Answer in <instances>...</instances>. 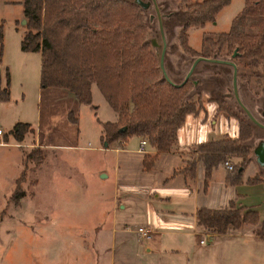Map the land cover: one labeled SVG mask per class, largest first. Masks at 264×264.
Returning a JSON list of instances; mask_svg holds the SVG:
<instances>
[{
    "label": "rangeland",
    "instance_id": "1",
    "mask_svg": "<svg viewBox=\"0 0 264 264\" xmlns=\"http://www.w3.org/2000/svg\"><path fill=\"white\" fill-rule=\"evenodd\" d=\"M137 1L150 23L146 36L157 41L160 57L157 9L160 14L184 12L186 4L199 0ZM244 1L230 0L214 21L190 26L191 47L200 51L204 33L227 31ZM22 16L20 0H0L1 86L9 75V97L0 99V126L8 135L0 136V264H249L246 255L232 256L219 238L214 240L196 227V208H225L230 200L225 163L212 168L206 185L204 164L198 161L193 182L185 184L181 174L164 181L176 165L172 160L143 171V153L136 151L140 139L135 135L126 149L121 141L105 146L101 121L114 120V110L95 84L90 103H75L59 87L41 90L40 53L20 47ZM166 25V49L171 47L167 58L178 80L194 57L178 45L179 19L174 16ZM257 67H264V57ZM232 76L227 63L197 62L188 77L186 98L197 101L200 109L185 117L187 143L238 135L239 118L247 120L248 115L234 96ZM243 83L238 87L242 101L264 123V91L255 92ZM75 106L77 124L69 122ZM19 120L34 126L20 141L8 133ZM252 123L251 159L242 175L244 180L259 175L264 181V127ZM188 145L193 153L196 144ZM226 160L243 162L232 153ZM13 192H22L21 197L16 199ZM121 193L124 199L118 202L116 194ZM138 227L150 228L155 241H140ZM252 228L248 226L249 231ZM113 235L117 236L114 262L108 250Z\"/></svg>",
    "mask_w": 264,
    "mask_h": 264
},
{
    "label": "trees",
    "instance_id": "2",
    "mask_svg": "<svg viewBox=\"0 0 264 264\" xmlns=\"http://www.w3.org/2000/svg\"><path fill=\"white\" fill-rule=\"evenodd\" d=\"M229 1L199 0L186 4L184 12L161 13V18L167 20L161 19L164 35L166 24L176 16L180 22L177 42L185 54L193 56V60L197 56L231 60L237 69V89L243 81L255 92L264 91V67H257L264 57V0H245L227 31L203 34L200 51L188 43V28L214 21L217 12ZM21 4L25 23L20 47L40 53L41 90L59 87L71 94L76 103H90L95 84L116 113L115 120L102 124V143L105 146L114 141L124 143L132 135L146 137L155 152L145 153L142 165L144 170H150L158 156L169 152L175 144L186 115L197 113L200 108L197 101L186 98L189 78L183 84L180 83L185 74L175 79V71L167 58L171 47L166 49L163 59L169 80L164 77L156 46L146 36L150 23L142 5L137 0H21ZM2 40L3 23L0 22L1 46ZM226 55L230 58H225ZM6 78V85H0V99L9 97L8 72ZM69 117V122L77 124L76 106L69 111ZM252 124L248 116L247 120L240 117L237 136L196 143L195 156L180 171L194 175L196 163L201 160L207 184L212 168L225 163L226 154L232 153L243 162L227 168L225 181L241 182L243 169L251 159ZM30 129L29 122L16 121L8 133L20 141ZM3 135L7 139L6 132ZM260 178L253 176L248 181L259 182ZM21 193L13 192L12 196L19 199ZM195 219L198 226L217 234L259 224L254 234L264 240V221H259L258 212L234 202L220 209L201 206L195 212Z\"/></svg>",
    "mask_w": 264,
    "mask_h": 264
},
{
    "label": "crops",
    "instance_id": "3",
    "mask_svg": "<svg viewBox=\"0 0 264 264\" xmlns=\"http://www.w3.org/2000/svg\"><path fill=\"white\" fill-rule=\"evenodd\" d=\"M20 3H21V0H20ZM22 15H23V13H22ZM22 35H23V32L21 34V38H22ZM21 38H20V41H21ZM36 52H38V51H36ZM67 95L73 98V96L71 94L68 93ZM114 113H115V111H114ZM115 119H116V113H115ZM104 122L105 121H101V127H102V124ZM31 127H34V126L31 124ZM135 136H137L139 139L142 138L141 136H138V135H135ZM129 138L126 142L123 143L124 145L121 148H124L125 146H127V143L129 142ZM215 139H220V138H215ZM205 140H208V139L198 140V141L192 142V143L196 144L200 141H205ZM192 143H187L185 141L184 132H183V124H182L178 129L177 140H176L175 144L172 146L171 150L169 152L160 154L158 156V158L156 159V161L154 162L151 169L157 164H161L163 162L169 163V162H171L170 160H172L175 162L176 165L173 168H171L172 173L168 177H166L164 181H167L169 178L170 179L173 178L175 175L181 174V175H183V180L185 181V184L186 183L191 184V182H193V180L195 178L196 169H195L194 175L185 174L182 171H180V169L183 168L186 165V163L188 162V160H190L193 157V154L191 153V151L188 148V146H189L188 144H192ZM148 145H149V143H147L145 145V151L138 150V147H139V145H138V147L136 148V151L142 152L143 155L145 153L153 154L155 152L154 149L150 145H149L150 147ZM147 146L149 148H147ZM124 149H126V148H124ZM143 155L141 157V164H142ZM198 161H201V160H198ZM198 161L196 163V168H197ZM141 169L143 171H149V170H144L143 165H142ZM204 172H203V180H204ZM251 177H253V176H251ZM248 178L246 180L243 179L239 183H227L225 181V177H224L225 184L230 185L232 187L230 190V191H232V193H231L232 195L229 198L230 200H229L228 204L225 206H228L230 202H234V204H236L238 206H244L245 209L257 211L259 214V219H260L259 221L262 222V221H264V181L251 183L248 181ZM209 180H210V178H209ZM209 180H208L207 184L209 183ZM204 183H205V181H204ZM246 186H247V188H246ZM123 194L122 193L119 195L116 194L118 202H119V199L124 197ZM197 209L198 208H196L193 212L194 218H195V212ZM195 222H196V219H195ZM248 226L253 227L251 229V231H249ZM196 227H198L203 233H205L207 236L213 238L214 240H217L219 238L220 242L223 243V245H226L227 251H230L231 253H233L232 256H234V255L242 256V254H244L248 257V261L246 263L264 264V240L257 238L256 235L254 234V229L258 228L259 224L255 225V226L244 225L239 229H229L224 234H217L214 232H204V230L200 226H198L197 223H196ZM116 237L117 236H115V235L112 236L111 245L108 247V250L110 251L111 258L113 259V262L115 261V255L114 254L116 251L115 250L116 249L115 248ZM139 240L140 241L154 242L155 241V234L154 233L151 234L150 239H142L139 236ZM201 240L202 239L199 240V243L204 244V243H201ZM147 250L149 251L150 249H147ZM218 262H219L218 264H230V263H226V262L223 263L222 261L221 262L218 261Z\"/></svg>",
    "mask_w": 264,
    "mask_h": 264
},
{
    "label": "water",
    "instance_id": "4",
    "mask_svg": "<svg viewBox=\"0 0 264 264\" xmlns=\"http://www.w3.org/2000/svg\"><path fill=\"white\" fill-rule=\"evenodd\" d=\"M154 4H155V0H153ZM157 14H158V19H159V29H160V35H161V39H162V47H161V52H160V57H159V65H160V68L163 72V75L166 79L169 80V77L165 71V68H164V64H163V59H164V54H165V49H166V39H165V35H164V31H163V26H162V23H161V15L157 9ZM23 23H25V18H23L21 20ZM152 44L153 45H158L157 41L155 39H152ZM201 60H207V61H212V62H220V63H227V64H230L232 65L233 67V76H232V87H233V92H234V96L237 100V102L241 105V107L244 109V111L246 112V114L248 115V117L256 124L258 125H261L264 127V124L259 122L255 117L254 115L251 113V111L242 103L240 97H239V93H238V89H237V81H236V74H237V69H236V65L234 64L233 61L231 60H228V59H221V58H208V57H203V56H197L191 63L188 71L186 72L183 80L181 81L180 84H183L187 79L188 77L191 75L194 67L196 66L197 62L201 61ZM125 127H123L124 129ZM263 155H261L262 159H263V156H264V149L262 151ZM264 160V159H263Z\"/></svg>",
    "mask_w": 264,
    "mask_h": 264
},
{
    "label": "built area",
    "instance_id": "5",
    "mask_svg": "<svg viewBox=\"0 0 264 264\" xmlns=\"http://www.w3.org/2000/svg\"><path fill=\"white\" fill-rule=\"evenodd\" d=\"M5 133L3 128L0 126V136H2ZM148 143L147 138L142 137L139 142L138 150L145 151V145ZM225 165L227 168H232V164L229 162V160L225 161ZM151 229L145 228V227H138L137 233L140 235L142 239H150L151 238ZM201 243H203V240H201Z\"/></svg>",
    "mask_w": 264,
    "mask_h": 264
}]
</instances>
